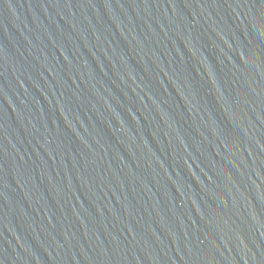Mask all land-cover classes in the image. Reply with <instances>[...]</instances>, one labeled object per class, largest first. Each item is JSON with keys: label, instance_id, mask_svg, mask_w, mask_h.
Here are the masks:
<instances>
[{"label": "water", "instance_id": "1", "mask_svg": "<svg viewBox=\"0 0 264 264\" xmlns=\"http://www.w3.org/2000/svg\"><path fill=\"white\" fill-rule=\"evenodd\" d=\"M0 264H264V0H0Z\"/></svg>", "mask_w": 264, "mask_h": 264}]
</instances>
